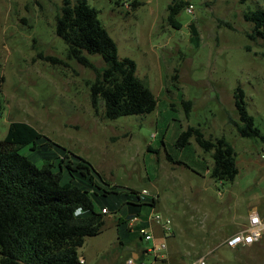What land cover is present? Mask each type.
<instances>
[{
	"label": "rangeland",
	"instance_id": "rangeland-1",
	"mask_svg": "<svg viewBox=\"0 0 264 264\" xmlns=\"http://www.w3.org/2000/svg\"><path fill=\"white\" fill-rule=\"evenodd\" d=\"M63 1L0 0V69L5 78L0 139L11 122H27L127 190L102 196L75 180L90 189L96 208L111 210L101 231L79 247L86 264H114L125 253L131 256L128 246H149L140 240V225L120 222L117 207L128 208V202L137 200L130 189L158 195L156 210L171 221L166 241L173 257L187 264L201 256H207L208 264H264V240L239 248L224 245L250 210L264 214V169L246 157L255 153L264 160V145L259 138L241 136L234 124L239 119L234 92L241 88L249 114L264 132V46L249 37L253 24L244 17L264 9V0H182L181 28L167 20L173 0H136L135 6V0L122 5L88 0L116 41L119 56L137 63V75L157 98L151 113L114 119L104 115L103 99L97 107L92 104L90 84L96 72L68 57L66 42L55 32ZM88 56L96 67L104 65L100 55ZM188 100L187 115L183 101ZM189 127L232 143L239 167L235 181L210 176L211 153L194 136L185 147L176 146ZM19 151L37 158L30 144ZM35 161L42 164L40 158ZM147 198L141 194L142 200ZM150 212L145 204L140 216ZM147 257L153 260L154 254Z\"/></svg>",
	"mask_w": 264,
	"mask_h": 264
},
{
	"label": "trees",
	"instance_id": "trees-1",
	"mask_svg": "<svg viewBox=\"0 0 264 264\" xmlns=\"http://www.w3.org/2000/svg\"><path fill=\"white\" fill-rule=\"evenodd\" d=\"M113 2L122 5L126 0ZM137 3L135 0L132 5ZM185 4L182 0H173L168 6L167 20L176 28L182 26L178 15ZM244 17L253 24L249 37L262 40L264 46V9L247 12ZM55 32L66 42L68 57L96 72L90 84L91 101L97 107L104 100L107 118L155 110L157 98L137 75V63L119 56L116 41L99 18V11L88 0H64L56 16ZM91 54L100 55L104 65L96 67L88 56ZM4 81L0 69V115ZM234 97L239 117L234 124L238 133L259 138L264 145V132L246 108L243 89L237 88ZM183 104L188 115L191 101ZM193 136L205 152L211 153L212 164L207 167L210 176L215 180L233 181L239 169L232 143L225 137H206L200 129L189 127L179 134L176 146L185 147ZM28 144L37 158L19 151ZM39 158L41 165L35 161ZM77 178L88 183L93 194L108 196L127 191L108 181L85 159L48 140L29 123H10L6 137L0 139V264L79 262V247L84 245L87 236L101 231L107 215L103 210L109 213L111 210L106 205L96 208L90 189L76 184ZM130 190L137 200L128 202V208L117 207L122 214L120 222L126 224L128 216L132 213L138 216L143 205L155 207L158 202L157 197L149 194L142 200V190Z\"/></svg>",
	"mask_w": 264,
	"mask_h": 264
},
{
	"label": "built area",
	"instance_id": "built-area-1",
	"mask_svg": "<svg viewBox=\"0 0 264 264\" xmlns=\"http://www.w3.org/2000/svg\"><path fill=\"white\" fill-rule=\"evenodd\" d=\"M192 8V5H190ZM143 194H147L146 190H143ZM107 213V209L103 210ZM150 218L157 224L163 227L164 231L171 230L170 219H164V217L158 212H152ZM141 236L146 241H154V244L147 249L148 253L154 254L155 258H164L165 254L161 253L162 250H166V242H155V236L153 230L150 228H141L139 230ZM264 237V218L257 212L253 211L248 215L247 224L244 228L233 235L227 237L224 241V245L229 248H239L245 246H251L257 242H260ZM156 244V245H155ZM77 264H85L83 258L79 259ZM125 264H150L148 261L137 262L134 258H129ZM192 264H208L207 256H201Z\"/></svg>",
	"mask_w": 264,
	"mask_h": 264
},
{
	"label": "crops",
	"instance_id": "crops-1",
	"mask_svg": "<svg viewBox=\"0 0 264 264\" xmlns=\"http://www.w3.org/2000/svg\"><path fill=\"white\" fill-rule=\"evenodd\" d=\"M253 154H255V153H252V155H247L246 156V157H248L247 160L250 161L251 165L257 164V168H259L261 166V168L264 169V160L263 159H257L256 157L253 156ZM236 163H238L237 153H236ZM237 166H238V164H237ZM250 167H252V166H250ZM206 169H207V171H209L208 168H206ZM238 169H239V167H238ZM238 175H239V173H238ZM236 177H235V179H236ZM235 179L233 181H235ZM156 197L159 200L158 195ZM157 203H156L155 207H151L152 208V212L153 211L154 212H158L156 210ZM253 211L257 212L261 217L264 218V214L262 215L257 208H253L252 210H250L249 214L251 212H253ZM152 212H150L148 217L146 216L144 218H142L140 216L141 213L138 216H135V214L132 213L127 218V220H128L127 224L129 223L131 226H133L134 224L135 225H140V229L141 228H150L151 230H153L156 243H161L162 241L166 242V250L165 251L164 250L161 251V253L165 254V257L164 258H155L154 257L153 260H149L147 255L150 254V253H148L147 249L149 248V246L154 244V241H147L149 246H140L139 247L137 244L134 246L135 248H133V246H128V251L129 250L131 251V256L129 257L128 253L127 254L125 253V255H123L119 260L115 259L114 262H113L114 264H125L126 261L129 258H134L138 263L141 262V261H148L150 264H187V263H185L184 259L173 257L172 255L169 254L166 238L169 237V234H170L169 232L170 231H164L163 227L161 225L157 224L156 222H154L152 220V218H150ZM158 213H160V212H158ZM247 219H248V216H247ZM247 219H246V221L244 223H242V224H240L238 226H235V227L233 226L229 236H231L234 233L240 231L241 229H239V227L246 226ZM139 234H140V232H139ZM140 240L145 241L141 235H140ZM263 240H264V237H263V239L260 242H262ZM260 242H257V244L260 243ZM80 258H83L85 260V264H86L87 260L84 257V255H80ZM192 263H190V264H192Z\"/></svg>",
	"mask_w": 264,
	"mask_h": 264
}]
</instances>
